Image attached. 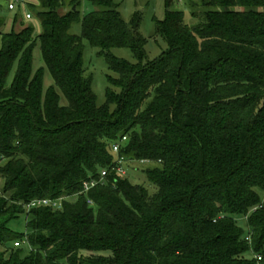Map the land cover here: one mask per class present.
Masks as SVG:
<instances>
[{
    "label": "trees",
    "instance_id": "obj_1",
    "mask_svg": "<svg viewBox=\"0 0 264 264\" xmlns=\"http://www.w3.org/2000/svg\"><path fill=\"white\" fill-rule=\"evenodd\" d=\"M37 1L39 33H2L0 264H264V0H183L194 23L166 0L156 34L168 49L153 60L139 16L126 22L113 0H86L83 15L85 0ZM84 40L113 73L103 105ZM119 157L152 164L157 190L119 175ZM62 197L61 209H27ZM21 214L22 235L10 227Z\"/></svg>",
    "mask_w": 264,
    "mask_h": 264
},
{
    "label": "rangeland",
    "instance_id": "obj_2",
    "mask_svg": "<svg viewBox=\"0 0 264 264\" xmlns=\"http://www.w3.org/2000/svg\"><path fill=\"white\" fill-rule=\"evenodd\" d=\"M11 0H0V17L5 21V24L0 27V48L2 46V33L11 31L12 27L20 29L23 26L32 24L35 26L36 33L40 32V24L35 19L34 12L32 20H26L23 7H18L16 10H9V2ZM70 2L71 0H66ZM119 5V10L126 22H131L135 16L140 18V31L146 38V51L148 59L153 60L161 56L163 52L168 49L166 41L158 34H156V21L163 20L165 17V3L166 0H113ZM30 3L38 4L37 0H30ZM173 7L181 9L185 13L186 20L190 23L196 22L191 17V9L188 3L173 0ZM93 5L88 1H82L80 10L82 15L93 10ZM69 6L64 8L62 12L68 11ZM81 23H76L72 27V33L81 34ZM84 67L86 75L92 78L93 91L97 97L98 105H103L106 102V91L108 87L107 76L113 74L106 60L105 54H103L99 48L93 47L87 40H84ZM111 53L119 58H124L130 62H135L136 59L131 49L129 48H112ZM43 67L45 69L44 75V87L49 88L54 84L51 73L46 68L43 61L41 46L38 44L34 48V69ZM13 73L11 75V78ZM10 78V79H11ZM61 95V103L67 104V100ZM117 157L118 154L114 153ZM152 166L149 162H125V176L130 179L134 184H140L147 187L150 194H153L157 188L152 184L144 171V168ZM10 227L18 234H25L27 232V216L21 214L19 218L13 220L10 223ZM16 245V244H15ZM25 244H20V246ZM27 249V245L24 246ZM84 255H91L92 252H83ZM250 255H248L249 257Z\"/></svg>",
    "mask_w": 264,
    "mask_h": 264
},
{
    "label": "built area",
    "instance_id": "obj_3",
    "mask_svg": "<svg viewBox=\"0 0 264 264\" xmlns=\"http://www.w3.org/2000/svg\"><path fill=\"white\" fill-rule=\"evenodd\" d=\"M181 1V0H180ZM30 3V0H11L9 2V10H16L18 7H23L24 12H25V18L26 20H32L33 13L30 11L28 4ZM125 137L122 139L121 142L115 143L113 145V151L115 153H119L120 150V144L125 141ZM125 159L123 157L118 158V165L115 167V170H117V173L121 176H125V168H124V163ZM108 171L103 170L100 174L99 177L95 178H90L89 180H86L83 185V193H87L90 191L92 188L96 187L97 185H103L106 182V177H107ZM63 201L64 198H58V199H51V198H44V199H36L33 200L31 203L27 205V209H31L33 207H51L53 209H61L63 206ZM89 203L93 204L92 200H89ZM16 245L19 243L16 242ZM257 258L261 259L259 255H256Z\"/></svg>",
    "mask_w": 264,
    "mask_h": 264
},
{
    "label": "water",
    "instance_id": "obj_4",
    "mask_svg": "<svg viewBox=\"0 0 264 264\" xmlns=\"http://www.w3.org/2000/svg\"><path fill=\"white\" fill-rule=\"evenodd\" d=\"M76 7H74V9H75Z\"/></svg>",
    "mask_w": 264,
    "mask_h": 264
}]
</instances>
